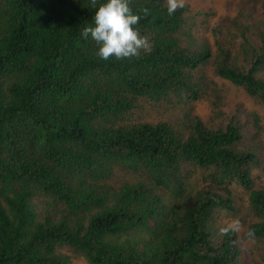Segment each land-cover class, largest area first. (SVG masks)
Masks as SVG:
<instances>
[{
  "label": "trees",
  "instance_id": "16d2710c",
  "mask_svg": "<svg viewBox=\"0 0 264 264\" xmlns=\"http://www.w3.org/2000/svg\"><path fill=\"white\" fill-rule=\"evenodd\" d=\"M214 15L208 0H0V264H241L234 190L264 243V117L249 126L215 82L264 108V0Z\"/></svg>",
  "mask_w": 264,
  "mask_h": 264
},
{
  "label": "rangeland",
  "instance_id": "374dc122",
  "mask_svg": "<svg viewBox=\"0 0 264 264\" xmlns=\"http://www.w3.org/2000/svg\"><path fill=\"white\" fill-rule=\"evenodd\" d=\"M198 0H191V3L196 6V2ZM242 0H208L209 5L211 6L212 10L215 11V15L212 18V21L216 20L217 18H224L227 14L234 16L236 14L237 4L240 3ZM259 5L257 7H260ZM210 43L212 44L213 48L215 47V36L211 33L209 34ZM260 75L264 76V71L259 73ZM216 85L220 87L226 94L227 100L231 106L235 107L236 105L242 106L243 109L246 110L248 114V124L249 126H254L252 124V119L254 115H258L259 117H264V108L261 105L259 99L255 96H252L240 87L231 84L230 82L223 81L220 78H215ZM194 112L200 115L203 118H206L209 115V107L205 101L196 102L194 106ZM258 139V137H257ZM264 158V156H263ZM264 161V159H263ZM258 175V177H256ZM195 177V176H194ZM253 180L255 186L264 185V169H254L253 171ZM193 182H201L200 179L196 178L192 180ZM236 194V198H240L241 196L245 195L244 198L247 196V192L241 190H234ZM233 192V193H234ZM243 198L242 200V208L240 218L237 217L236 222L237 225H234L233 218H229L226 215H219L218 220L216 221L215 225L219 229L222 227H232L236 226V231L238 237H240L243 233V240L242 242V261L241 264H263L262 262H256L253 257L257 255V253H263L264 250V243H261L258 240L252 239L251 236L246 232V225L245 221L250 219L248 215V204L246 200ZM253 217V216H252ZM251 217V218H252ZM245 220V221H244ZM243 230L244 232H240ZM74 264H81L77 260H74Z\"/></svg>",
  "mask_w": 264,
  "mask_h": 264
}]
</instances>
